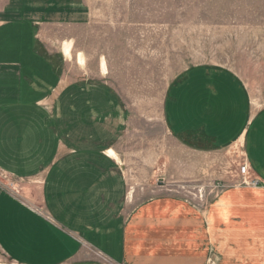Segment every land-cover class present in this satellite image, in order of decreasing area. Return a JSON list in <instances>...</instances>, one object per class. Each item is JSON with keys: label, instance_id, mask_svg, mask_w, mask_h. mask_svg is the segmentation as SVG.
Here are the masks:
<instances>
[{"label": "crops", "instance_id": "1", "mask_svg": "<svg viewBox=\"0 0 264 264\" xmlns=\"http://www.w3.org/2000/svg\"><path fill=\"white\" fill-rule=\"evenodd\" d=\"M40 4L45 11L50 3ZM26 6L14 0L0 12V264H140L142 212L131 217L126 170L108 145L122 122L94 127V90L79 89L39 53L35 25L46 14ZM249 93L234 72L197 67L170 89L166 117L171 134L188 144L209 141L191 169L183 144L182 177L229 184L211 207L214 233L263 257L264 109L254 112ZM238 144L259 188L237 186L228 170L226 153ZM160 200L154 205L168 203ZM175 217L190 222L187 207ZM194 222L202 236L204 209Z\"/></svg>", "mask_w": 264, "mask_h": 264}, {"label": "rangeland", "instance_id": "2", "mask_svg": "<svg viewBox=\"0 0 264 264\" xmlns=\"http://www.w3.org/2000/svg\"><path fill=\"white\" fill-rule=\"evenodd\" d=\"M13 1L0 0V12ZM27 1L30 14H46L35 25L39 53L79 89L94 90L100 110L94 127L122 122L111 130L115 140L108 145L116 147L126 170L131 217L142 212L141 236L130 235L141 242L140 264H264V256H246L239 240L232 247L220 230L214 233L211 207L229 184L182 177L183 144L191 148V169L197 149L209 147V141L188 144L171 134L166 117L170 89L202 66L234 72L247 86L254 112L264 109V0ZM44 2L50 3L45 11ZM226 155L237 186H261L260 180L251 185L243 179L245 165L248 178L257 177L242 145ZM159 199L168 203L154 205ZM186 207L189 224L175 217ZM203 209L202 237L194 221ZM94 259L104 263L99 255Z\"/></svg>", "mask_w": 264, "mask_h": 264}, {"label": "built area", "instance_id": "3", "mask_svg": "<svg viewBox=\"0 0 264 264\" xmlns=\"http://www.w3.org/2000/svg\"><path fill=\"white\" fill-rule=\"evenodd\" d=\"M241 173H242V176H243V179L245 181L246 184H251V185H257L260 183V181L257 179L255 180H252V178H248L249 177V169H248V166H243L242 167V170H241Z\"/></svg>", "mask_w": 264, "mask_h": 264}]
</instances>
